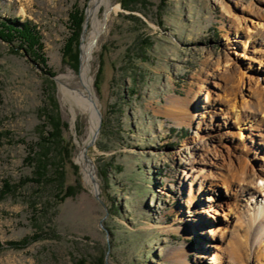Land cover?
Returning <instances> with one entry per match:
<instances>
[{"label":"rangeland","instance_id":"1","mask_svg":"<svg viewBox=\"0 0 264 264\" xmlns=\"http://www.w3.org/2000/svg\"><path fill=\"white\" fill-rule=\"evenodd\" d=\"M90 2L0 0V18L35 26L46 58L0 40V190L4 181L13 186L0 200V264H235L234 242L247 237L235 233L240 211L229 208L244 204L246 185L231 186L226 175L239 162L264 170V116L240 107L264 93V2L225 0L231 17L215 0H113L118 9L105 20L102 10L89 70L101 121L89 152L100 200L75 160L87 117L72 126L60 93L81 86ZM76 11L83 18L71 41L77 65L64 53ZM234 96L239 122L226 104ZM171 97L197 101L177 115L166 111ZM45 113L60 125L50 144L41 141L54 132ZM46 148L39 176L27 158ZM199 155L210 164L200 189L186 177ZM25 178L40 183L21 184ZM34 235L19 248L8 244ZM245 251L237 264H250Z\"/></svg>","mask_w":264,"mask_h":264},{"label":"bare ground","instance_id":"2","mask_svg":"<svg viewBox=\"0 0 264 264\" xmlns=\"http://www.w3.org/2000/svg\"><path fill=\"white\" fill-rule=\"evenodd\" d=\"M260 2H264L262 0H259ZM215 2H218L220 5L222 4V8L226 16L231 17L232 16V10L230 8V5L228 2H225V0H215ZM90 9H89V15L88 20L86 24L85 32H82L83 41L81 46V72H80V87H68L66 85H63L60 87V93L62 102L65 107H67V110L71 116L72 126L74 125L77 117L80 116H86L88 120V127H89V134L87 136V139L81 144L78 141V146L80 148V151L75 158L76 164L80 167L81 173H82V181L84 186L92 193H99V182L96 178L93 163L89 156L90 149L94 147V144H90L88 147H86L90 140L93 138L94 134L96 133L97 124L100 119V113L96 116L95 114V107L98 109L97 102L92 90V82L91 78L89 76V70H90V60L91 55L94 49L95 44H93L94 38H98L103 30L104 21L102 22L100 19V14L103 10V19H107L111 12H115L118 9V6H114L113 0H91L90 2ZM226 3V4H225ZM264 18V16H263ZM237 22V24L242 23L240 19L234 20V22ZM261 26V25H260ZM259 26V28H261ZM259 30V34L262 37L261 43L264 42V25ZM84 33V34H83ZM200 96V94L197 95V97ZM252 101H245L242 102V105L240 107H246V104H250L252 106V109L255 111L254 113H259L260 115L264 116V93H254L252 96ZM190 100V99H189ZM197 100L194 98H191V101L188 103L185 100L182 101V99L177 97H171V101L167 103V112L168 113H174V114H180L184 113V109H188L189 106L194 105ZM184 103V104H183ZM187 104L189 106H187ZM226 104L231 108V116L235 118V120L240 119L241 112L240 110H237V101L234 96V98L227 100ZM262 119V118H261ZM180 117L177 118L176 124L181 125ZM239 122V120H238ZM242 122V121H241ZM200 124V123H198ZM264 147V142L260 143ZM264 152V151H263ZM223 158V157H222ZM224 159V158H223ZM221 160V156L219 155V158L217 162H215L213 165L216 166L218 163L219 165ZM264 161V157L259 158L260 161ZM210 161V160H209ZM264 163V162H263ZM191 166V173L193 175H189L187 173L186 177L190 181V186H192L193 183H197V181H200V188L203 187L204 183L208 181V178L205 174V166H210L208 163V159L205 157H202V155H199L198 158L195 160L192 159L190 162ZM224 168V166L221 165L220 169ZM228 176L226 175L227 183L234 184V181L238 179V182L245 183L246 187H241V190L239 191V195L242 197H245L244 204L238 205L236 204L234 208H229L230 212L229 214L234 215L236 212V209H239L240 213L238 214V220L240 221L238 224H235L237 229L235 230V233L238 231L243 232V235L247 237L246 244L243 242L240 243L239 241L234 242V250H233V257L232 261H234L235 264L241 261V253L242 250H245V246L248 253L245 251L243 261H249L250 264H264V200L261 203L257 200L258 194L259 197H262L264 199V170H260L259 172L256 170H248L241 162L238 163L237 167L228 169ZM208 174V173H207ZM225 175V174H224ZM222 177V176H221ZM225 178V177H224ZM211 179V177H210ZM209 179V180H210ZM94 180V181H92ZM182 187V185H180ZM181 190V188H180ZM209 190V189H208ZM230 194V193H229ZM216 195V192L214 194ZM213 198H209V201H212ZM263 204V205H262ZM245 209V210H244ZM236 216V215H235ZM211 234V232H210ZM215 234V233H212ZM252 252V253H251ZM253 258L254 261L251 260ZM245 259V260H244ZM215 264L218 263V259L214 260ZM241 263V262H240ZM248 264V262L246 263Z\"/></svg>","mask_w":264,"mask_h":264},{"label":"trees","instance_id":"3","mask_svg":"<svg viewBox=\"0 0 264 264\" xmlns=\"http://www.w3.org/2000/svg\"><path fill=\"white\" fill-rule=\"evenodd\" d=\"M83 18L79 11H76L75 13L70 15V24L72 26V34L73 38L70 39V44H68V48H65V54H70L71 60L74 62L75 65L78 63V53L77 50L72 51L71 50V41H75L77 39L76 37L80 33V28L82 24ZM74 30V31H73ZM0 40L3 42L11 45L12 47L15 46V43H17V47L19 49L23 50L25 53H28L30 55H33L35 57H38L43 63H45L46 58L43 55V44L41 43V36L35 26H32L29 22H16L8 19L0 18ZM77 42V41H76ZM45 117L47 118V121L51 124V128H53L54 132H46L47 136H43L41 138L42 142H46V144H50L52 139H55V137L59 136L60 130H59V122L57 119H55L50 114L45 113ZM43 126V125H42ZM44 148V147H43ZM44 152L40 155L38 158L28 157V162H32L36 160L37 162V171L39 173V176H44L45 167H46V154L48 149H43ZM62 152L67 156V150L62 149ZM40 179H33V178H25L22 183L25 182H37L40 183ZM13 191V186L10 185L7 181L3 182V186L0 190V200L8 193H11ZM72 191V190H71ZM67 191L65 196L72 195L73 192ZM64 196V197H65ZM37 238V236L32 237H26L20 242H10L8 243L12 247L19 248L21 246H24L29 241H33Z\"/></svg>","mask_w":264,"mask_h":264},{"label":"water","instance_id":"4","mask_svg":"<svg viewBox=\"0 0 264 264\" xmlns=\"http://www.w3.org/2000/svg\"><path fill=\"white\" fill-rule=\"evenodd\" d=\"M86 20V19H85ZM84 25H85V21H84ZM83 25V26H84ZM96 40H97V37L96 38H94V40H93V44H95L96 43ZM98 113H99V111L97 110V108L95 107V114H96V116L98 115ZM100 124H101V121H100V119H99V121H98V124H97V129H96V133L94 134V136H93V138L90 140V142L88 143V144H86L87 146L86 147H88L91 143L92 144H94V142H96V139H97V136H98V131H99V128H100ZM92 181H94V180H92ZM95 182V181H94ZM93 195L95 196V198L97 199V200H100L99 199V194L96 192V193H93ZM101 204H102V202H101ZM104 206V205H103Z\"/></svg>","mask_w":264,"mask_h":264}]
</instances>
